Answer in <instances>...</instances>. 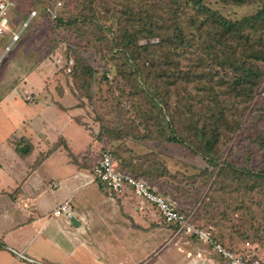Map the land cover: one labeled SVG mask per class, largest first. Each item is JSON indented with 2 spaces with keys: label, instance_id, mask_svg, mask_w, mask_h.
<instances>
[{
  "label": "trees",
  "instance_id": "trees-1",
  "mask_svg": "<svg viewBox=\"0 0 264 264\" xmlns=\"http://www.w3.org/2000/svg\"><path fill=\"white\" fill-rule=\"evenodd\" d=\"M62 1L64 11L58 18L52 19L49 4L39 0H15L20 14L16 17L24 21L32 11L30 8L33 9L31 3L38 8L37 16L23 35L31 24L40 21V15L53 32L61 34L62 29L68 26L67 36L72 46L67 47L65 53L73 52L76 65L68 73L66 61L61 67L53 63L55 54H58L56 50L50 55L53 68H60L66 76L83 74L89 79L103 72V80H108L110 68L107 56L117 58V71L127 81H132V92L137 97L147 100L149 109L144 111L145 121H159L160 136L162 134L165 141L182 145L193 154L203 156L209 164L206 169L208 175H213L214 170L219 168V176L224 174L230 178L231 174H240L242 178L239 181L246 180L248 193L254 192L255 187L260 189L258 182L263 187L264 168L239 167L228 159L219 167V161L223 157L221 143L225 134H233L241 128L243 115L264 79V0H227V3L241 6L249 3L261 6L256 14L238 21L222 16L207 5L206 0H142L146 7L141 10L135 6H125L120 10L117 29L113 31L107 27L110 36L105 32L106 26L95 24L93 27L92 19L70 18L66 7L68 0ZM92 28L95 29L93 34L89 31ZM154 39L158 42L154 43ZM143 40L147 43L142 44ZM104 46L108 51H104ZM194 56L198 58L197 62ZM92 64L102 68L97 70ZM173 99H176L174 106ZM139 138L155 139L150 132ZM17 149L23 156L28 155L33 147L20 140ZM107 150L112 153L107 147L102 150L100 147L99 153L102 155ZM115 157L120 161L121 171L135 178H144L150 183L170 178V171L155 159H143L136 155H129L126 160ZM190 179L187 178L184 186L177 188L180 197L185 194L184 189L196 192L189 185L193 183L198 187V184ZM162 188L167 190L166 186ZM182 211L191 214L194 208L190 209L185 204ZM196 211L193 217L195 223L200 225L203 218H207V223L201 225L214 226L219 242L235 252L244 251V241L249 240V236L235 226L228 233L229 226L220 220L226 217L225 214L212 217V214L207 216L205 212ZM3 247L0 239V249ZM206 252L216 255L211 249Z\"/></svg>",
  "mask_w": 264,
  "mask_h": 264
},
{
  "label": "crops",
  "instance_id": "crops-1",
  "mask_svg": "<svg viewBox=\"0 0 264 264\" xmlns=\"http://www.w3.org/2000/svg\"><path fill=\"white\" fill-rule=\"evenodd\" d=\"M43 76L33 71L0 101V264H225L155 210H140L131 190L117 197L90 182L97 140L73 107L53 101ZM24 90L37 94L34 102L23 100ZM71 130L88 140L77 148ZM20 140L32 145L28 155ZM67 200L71 216L51 217Z\"/></svg>",
  "mask_w": 264,
  "mask_h": 264
},
{
  "label": "rangeland",
  "instance_id": "rangeland-1",
  "mask_svg": "<svg viewBox=\"0 0 264 264\" xmlns=\"http://www.w3.org/2000/svg\"><path fill=\"white\" fill-rule=\"evenodd\" d=\"M226 1L206 0V4L232 21L249 18L261 8L258 3L241 6ZM62 3L61 9L64 11V2ZM31 5L34 10L30 9L37 11L38 8L34 3ZM125 6H135L136 9L141 10L146 7V3L142 0H68L66 3L70 18L79 16L81 19H92L93 27L99 24L113 31L117 29V25L119 26L120 10ZM12 15L17 18L16 16L20 14L15 10L12 11ZM23 21L16 20L11 24V30L15 33L20 32ZM108 28L105 30L107 33ZM62 30L61 34L53 32L40 15V21L31 24L25 36L22 34L24 37L21 35L22 39L12 45L11 52L0 64V101L7 94L15 92L25 81L26 76L33 71H43L44 76L40 80L43 89L50 92L53 101L62 100L75 109L78 114L77 119L94 136L101 150L107 147L112 150L114 156L124 160L129 155L157 160L170 171L171 179L165 178L158 183H152L154 186L177 202L181 209L186 204V207L194 208V212L196 210V212H205L207 216L225 214L226 217L220 220L229 226L228 233L232 232V226L239 230L241 228L249 236V240L244 242L250 243L249 248L254 254V259L264 264V182L263 187L258 182L260 189L255 187L254 192L248 193L246 180L241 183L239 181L242 178L240 174H231L230 178L224 174L219 176L218 168L214 170L213 175H208L206 169L209 168V164L203 156L193 154L182 145L165 141L162 134L160 136L159 121L153 120L148 123L145 121L144 114L149 109L147 100L137 97L132 92V81H127L115 67L119 64L117 58L112 59L110 55V58L107 56L110 68L107 72L108 80H103V72H98L89 79L88 75L83 74L66 76L60 68H53L50 55L54 51L56 53V50L58 54H55L53 63L61 67L62 62L73 59L74 67L76 65L73 52L65 53L67 47L72 46L67 36L68 26ZM89 31L93 34L95 29ZM74 34L78 33L74 32ZM108 35L110 36L109 33ZM153 42L157 43L158 39H154ZM11 43V34L0 40V56L5 53L7 46H11ZM141 43L146 44L147 41L143 40ZM104 51H108L105 46ZM194 60L197 62L198 58L194 56ZM92 66L97 70L102 68L98 64ZM262 69L264 70V63ZM175 100H172V106L175 105ZM148 132L152 133L155 139L139 138L140 135ZM122 133L126 135L121 136ZM68 135L73 138L77 148L84 144V139L88 140L81 132L75 134L71 130ZM221 144L223 157L219 161V167L228 159L230 163L234 162L239 167L264 168V79L255 99L243 115L241 128L233 134H225ZM187 178H191V182L195 181L198 187L193 183L189 185L196 192L183 187L185 194L180 197L177 188H181L180 185L184 186ZM161 184L166 186L168 191L162 188ZM203 220L201 224L208 221L207 218ZM256 236L261 239L258 240Z\"/></svg>",
  "mask_w": 264,
  "mask_h": 264
},
{
  "label": "built area",
  "instance_id": "built-area-1",
  "mask_svg": "<svg viewBox=\"0 0 264 264\" xmlns=\"http://www.w3.org/2000/svg\"><path fill=\"white\" fill-rule=\"evenodd\" d=\"M49 4V12L52 19L59 17L62 11L61 0H39ZM17 9L15 0H0V40L6 35H12L11 46L5 48V53L0 56V64L6 55L11 51L14 43H17L23 32L28 28L30 22L37 16V11H31L28 18L23 21L20 32H13L10 28L11 24L16 20L20 22L21 17L12 16V11ZM74 69V60L70 59L66 62V70L71 73ZM25 102H34L36 93L31 90H24L21 94ZM90 182L99 183L103 189L112 196H121L127 190H131L136 198L141 199L139 209L144 211L155 210L166 224L177 227L179 233L184 234L188 238H195L200 243L210 248L213 253L218 255L225 264H260L258 259H254V254L250 250V243L244 245V251L235 252L216 239V228L212 225L203 227L194 221V211L191 214L183 212L178 203L168 197L161 189L154 186L144 178H135L129 173L120 169V161L110 152L104 151L98 161L91 169ZM58 188L59 184L51 185ZM72 214L71 202L67 200L60 204L52 212L51 217L61 219L69 218ZM203 263L202 252L197 254ZM23 258H25L23 256ZM27 259V258H25ZM29 261H33L27 259Z\"/></svg>",
  "mask_w": 264,
  "mask_h": 264
}]
</instances>
